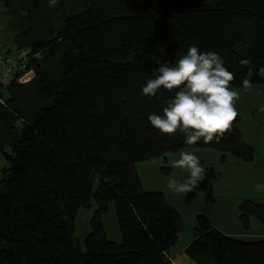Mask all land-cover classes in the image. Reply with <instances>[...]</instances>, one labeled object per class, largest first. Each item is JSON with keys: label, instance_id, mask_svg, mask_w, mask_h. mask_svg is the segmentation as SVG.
I'll list each match as a JSON object with an SVG mask.
<instances>
[{"label": "trees", "instance_id": "16d2710c", "mask_svg": "<svg viewBox=\"0 0 264 264\" xmlns=\"http://www.w3.org/2000/svg\"><path fill=\"white\" fill-rule=\"evenodd\" d=\"M16 27L13 46L42 57L35 77L0 87V264H170L184 230L165 193L146 190L142 160L210 148L251 162L238 113L219 143H184L149 123L174 97L142 88L160 63L189 46L215 51L243 87L247 59L264 67V0H1ZM255 71V68H254ZM252 85L264 84L254 75ZM85 247L76 236L81 208L92 209ZM116 206L121 242L107 236L104 214ZM246 228L264 204H240ZM186 252L198 264H264V238L225 234L198 214Z\"/></svg>", "mask_w": 264, "mask_h": 264}, {"label": "rangeland", "instance_id": "374dc122", "mask_svg": "<svg viewBox=\"0 0 264 264\" xmlns=\"http://www.w3.org/2000/svg\"><path fill=\"white\" fill-rule=\"evenodd\" d=\"M16 30L12 23V18L6 13V6L0 0V47L8 49L13 47V38ZM37 60V57L34 58V62ZM231 88L239 92L235 107L241 116L239 126L243 137L246 142H249L254 147L257 153L256 158H258V153L263 149L262 144L264 143V112L260 111L261 108H264V84L252 85L251 91L244 87L232 85ZM261 140L263 143H261ZM181 151L198 154L200 161L203 158L209 161L210 155L207 151H213L219 153V162H221L222 152L210 148L186 147ZM201 154H205V157ZM168 155L176 159L180 158V154L171 152ZM227 156L230 157V160H226V163L220 169L206 168L208 166L207 163L205 162V165H203L201 161L203 167L207 170L206 173L212 174V176H205V179L198 184L197 188L187 194H176L167 188L169 179L175 178L180 182L187 179L189 172L186 169L173 167L171 162L163 156L136 163L137 173L144 188L164 191L167 200L181 211L185 227V232L182 235H184L185 239L190 238L188 235H193L197 215L204 212H209V217L215 226L232 236L247 238L242 235H249L251 232L255 233L260 230L264 231L262 221L257 216H252V228L249 232L240 219V209L235 210L238 205L236 200L240 198L243 200L244 197L252 192L251 190L259 191L260 197L264 200V179L253 183L250 181L251 178H248L252 172L262 176L264 171L260 169L250 172L243 171L245 167H248L247 164L254 162H244L231 153H228ZM232 159L236 161L232 162ZM6 164V157L0 149V183L3 180V169ZM254 185L259 186V189L255 190ZM227 189L233 191H228ZM218 204L222 206L219 207ZM93 205L92 209L81 208L75 220L76 236L83 247H85V238L91 231V219L97 206L95 201ZM104 223L108 238L121 242L122 238L114 202L110 203L108 212L104 214Z\"/></svg>", "mask_w": 264, "mask_h": 264}, {"label": "clouds", "instance_id": "9594fccd", "mask_svg": "<svg viewBox=\"0 0 264 264\" xmlns=\"http://www.w3.org/2000/svg\"><path fill=\"white\" fill-rule=\"evenodd\" d=\"M57 3L58 0H49L50 7ZM240 63L248 68L243 87L251 91V78L254 75L264 78V67L256 68L247 59ZM159 64L155 78L147 80L142 93L155 97L163 88L174 93V97L166 101L162 115H149L151 126L169 136L183 134L187 145H196L201 140L204 144L219 143L232 130L238 116L235 101L239 98V92L231 88L235 74L225 67L223 58L215 51L202 52L192 45L174 64L167 61ZM260 111L264 112V108ZM171 164L189 172L183 182L168 180L167 188L176 194L194 191L205 179L207 170L195 154L181 152L180 158Z\"/></svg>", "mask_w": 264, "mask_h": 264}, {"label": "crops", "instance_id": "0c3cea01", "mask_svg": "<svg viewBox=\"0 0 264 264\" xmlns=\"http://www.w3.org/2000/svg\"><path fill=\"white\" fill-rule=\"evenodd\" d=\"M249 143V142H248ZM261 143H263V141L261 140ZM263 145V149L259 151L258 153V158H256V150H255V159L251 162H254V163H249L247 164L248 167H245V169H243V171H256L257 169H260V170H263L264 171V143L262 144ZM182 151L180 150L179 152H176L175 154H180ZM209 152L208 154L210 155V158H209V161L208 160H205V158H203V160H201L203 162V165H205V162L207 163V167L206 168H212V169H220L221 166L223 164L226 163V160H230V157L227 156L228 153H222V156H221V162H219V153H215L213 151H207ZM171 153V152H170ZM174 153V152H172ZM203 157H205V154H201ZM167 160L169 162L173 161V160H176L175 157H169V155L167 154ZM198 157V154L196 155ZM233 161H236V160H233L232 159V162ZM245 162V161H244ZM256 169V170H255ZM213 173V172H212ZM206 176L210 177L212 176V174H207L206 173ZM248 178H251L250 181L253 182V183H257V181H260L261 179L263 180L264 179V174L261 176L259 174H257L256 172H252L251 175L248 177ZM255 187V190L256 189H259V186L257 185H254ZM146 189V188H145ZM146 190H158V189H146ZM228 191H233L231 189H227ZM158 191H162V190H158ZM252 192H250L248 194V196L244 197L243 200L242 198L236 200L238 205L236 207L235 210H238L240 209V204L244 201V200H247V199H252L256 202H259V203H262L264 204V200L260 197L259 195V191H254V190H251ZM164 192V191H162ZM256 194H254V193ZM167 199V198H166ZM242 200V201H241ZM172 206H174L176 209H178L174 204H172L170 201H168ZM219 207H221L222 205L221 204H218ZM220 209V208H219ZM179 210V209H178ZM180 211V210H179ZM181 212V211H180ZM205 215H207L209 217V212H204ZM203 213V214H204ZM182 214V213H181ZM202 214V213H200ZM210 218V217H209ZM211 220V219H210ZM212 222V220H211ZM213 224V222H212ZM214 227L218 228L217 226H215L213 224ZM106 228V227H105ZM252 228V222H251V219H250V227L249 228H246L248 229V231L250 232ZM219 229V228H218ZM221 230V229H219ZM222 231V230H221ZM107 232V231H106ZM185 232V227H184V230L180 233L179 235V238H178V241L176 242V244L172 245L168 251V256L170 258V261L171 263L170 264H198L195 260H193L189 255L188 253L186 252L187 250V247L188 245L191 243V241L193 240L194 238V232H193V235L189 236L190 238H186L184 237V234ZM223 232V231H222ZM226 234V233H225ZM229 235V234H228ZM183 236V237H182ZM242 236H245L247 237L246 239H256V238H264V231H258V232H251L249 235H245L243 234ZM184 238V239H183ZM113 240V239H112ZM113 241H118V240H113Z\"/></svg>", "mask_w": 264, "mask_h": 264}, {"label": "built area", "instance_id": "2783aa9c", "mask_svg": "<svg viewBox=\"0 0 264 264\" xmlns=\"http://www.w3.org/2000/svg\"><path fill=\"white\" fill-rule=\"evenodd\" d=\"M42 53L32 47H17L11 49L0 47V87L16 80L25 83L35 77L34 58H40ZM0 95V100H2Z\"/></svg>", "mask_w": 264, "mask_h": 264}]
</instances>
